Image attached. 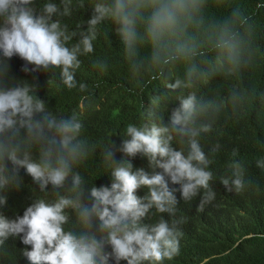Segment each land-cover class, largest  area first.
Returning a JSON list of instances; mask_svg holds the SVG:
<instances>
[{"label": "clouds", "instance_id": "9594fccd", "mask_svg": "<svg viewBox=\"0 0 264 264\" xmlns=\"http://www.w3.org/2000/svg\"><path fill=\"white\" fill-rule=\"evenodd\" d=\"M206 0H0V209L7 192L21 189L23 204L0 211V246L13 248L29 264H165L180 254L185 237L179 206L191 204L202 213L222 192H242L243 168L234 161L220 174L200 138L211 125L201 90L187 87L180 106L165 115L163 91L181 81L163 83L139 111L141 125H129L119 147L107 152L91 145L87 118H67L49 111L33 84L19 72L52 67L61 70L63 84L77 87L79 56L92 53L96 27L117 32L134 67L141 49L149 62L163 66L191 60L210 44L228 63L241 60L242 37L233 19L206 24ZM79 43L68 46L71 36ZM252 42V41H250ZM248 46L247 69L232 79L220 103L232 97L237 111L247 80L264 103V45ZM29 65L33 67H29ZM197 71L189 68L191 77ZM161 71L154 79L166 80ZM239 79V80H238ZM238 80V81H237ZM237 81V82H234ZM83 91L86 85L81 83ZM264 168V160L258 161ZM229 192H227L226 190ZM64 194L61 193V191ZM248 237H251L249 235ZM247 237V238H248ZM13 238L16 247L5 246Z\"/></svg>", "mask_w": 264, "mask_h": 264}, {"label": "trees", "instance_id": "16d2710c", "mask_svg": "<svg viewBox=\"0 0 264 264\" xmlns=\"http://www.w3.org/2000/svg\"><path fill=\"white\" fill-rule=\"evenodd\" d=\"M236 11L241 15L234 23L241 38L248 37L242 38L241 60L236 65L205 44L193 59L163 66L151 64L150 49L144 47L139 57L142 64L134 67L117 29L109 31L99 24L93 52L79 56L81 67L76 71V88L69 89L63 84L59 68L26 72L23 68L27 62L23 61L19 72L20 81L34 85L49 111L65 118L70 113L87 118V127L93 135L91 145L106 152L119 147L130 124L141 125L147 120L148 115L141 114L139 109L163 83L182 82L181 87H169L162 92L167 95L164 97L167 102L159 106L162 115L168 111L171 118L181 99L187 97V87L201 90L203 105L213 104L211 115L203 113L200 122L210 124V132L200 140L206 143L218 174L231 168L234 161L240 162L246 187L239 193L225 189L230 194L222 192L217 203L207 205L202 213L196 212L191 204L180 205L177 218H185L182 224L185 237L180 254L165 264H264V168L258 166V161L264 160V103L254 95L259 86L250 91L248 81L243 83L249 95L243 96L237 111L230 112L233 96H226V105L220 103L229 84L224 68L232 79L247 69L243 57L245 53H255L246 52L249 45L257 46L252 43L255 38L264 45V0H206L203 15L206 24H213L233 19ZM74 33L77 32L68 31L69 47L80 41ZM193 64L197 71L189 77ZM163 70L168 75L166 80H151ZM81 83L86 85L83 91L79 88ZM7 196L8 203L0 211L9 214L21 207L24 200L21 189H12ZM14 244L10 238L4 245L17 248ZM16 251L0 246V264H29Z\"/></svg>", "mask_w": 264, "mask_h": 264}]
</instances>
